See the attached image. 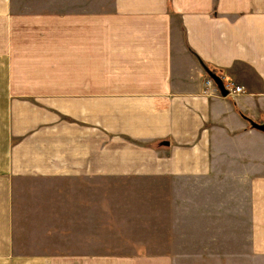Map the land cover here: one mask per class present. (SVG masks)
Segmentation results:
<instances>
[{"label": "crops", "instance_id": "0c3cea01", "mask_svg": "<svg viewBox=\"0 0 264 264\" xmlns=\"http://www.w3.org/2000/svg\"><path fill=\"white\" fill-rule=\"evenodd\" d=\"M257 255L264 0H0V264Z\"/></svg>", "mask_w": 264, "mask_h": 264}, {"label": "built area", "instance_id": "2783aa9c", "mask_svg": "<svg viewBox=\"0 0 264 264\" xmlns=\"http://www.w3.org/2000/svg\"><path fill=\"white\" fill-rule=\"evenodd\" d=\"M211 82L212 80L210 79L207 81V84H211ZM225 88L227 89L228 93H231L234 95L244 92V87L237 86L232 82L225 83Z\"/></svg>", "mask_w": 264, "mask_h": 264}, {"label": "rangeland", "instance_id": "374dc122", "mask_svg": "<svg viewBox=\"0 0 264 264\" xmlns=\"http://www.w3.org/2000/svg\"><path fill=\"white\" fill-rule=\"evenodd\" d=\"M208 80H210V79H208ZM208 80H207V81H208ZM207 81H206V82H207ZM212 83H213V81L211 82V84H212ZM211 84H208V85H211ZM235 95H237V94H235ZM153 233H154V231H152V230H149V229H147V228L144 229V237H145V238L150 237ZM176 250H178V248H176ZM179 250H180V249H179ZM233 258L236 259L235 257H233ZM231 264H232V263H231ZM236 264H241V263H236ZM253 264H264V256L257 255Z\"/></svg>", "mask_w": 264, "mask_h": 264}, {"label": "water", "instance_id": "95a60500", "mask_svg": "<svg viewBox=\"0 0 264 264\" xmlns=\"http://www.w3.org/2000/svg\"><path fill=\"white\" fill-rule=\"evenodd\" d=\"M214 81L218 84L221 92L224 94V95H227L228 94V91L227 89L225 88V85L222 81V79L220 77H214Z\"/></svg>", "mask_w": 264, "mask_h": 264}]
</instances>
